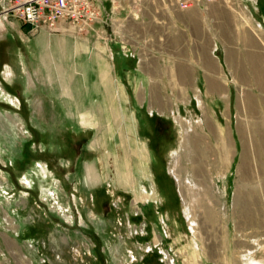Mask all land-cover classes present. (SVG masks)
I'll list each match as a JSON object with an SVG mask.
<instances>
[{"label": "rangeland", "instance_id": "374dc122", "mask_svg": "<svg viewBox=\"0 0 264 264\" xmlns=\"http://www.w3.org/2000/svg\"><path fill=\"white\" fill-rule=\"evenodd\" d=\"M202 5L223 92L174 91L172 8L100 47L0 12V264H264V0Z\"/></svg>", "mask_w": 264, "mask_h": 264}, {"label": "crops", "instance_id": "0c3cea01", "mask_svg": "<svg viewBox=\"0 0 264 264\" xmlns=\"http://www.w3.org/2000/svg\"><path fill=\"white\" fill-rule=\"evenodd\" d=\"M204 6L202 4H195L186 9L174 7L168 12V19L164 24L167 29L166 42L168 44L167 76L173 78L178 83L177 85H173L174 87H179L174 88V91L217 93L225 90L223 66L219 63L216 52L219 44L218 38L223 36L224 18L221 15L214 16V24H208L209 22L206 20L205 14H208L209 10L205 9ZM142 14H137L128 9L119 11L114 17L120 26L114 27L113 32L106 27V32L110 33L111 31V34H114L113 37L99 38L94 36L92 38L94 44L99 46L102 45L101 43H118L121 45V40H124L126 45L141 43L143 40L138 38L137 33H134L135 35H133V32L130 33L127 26L134 24L137 27L141 24L143 22L141 20ZM160 23L163 22H157V24ZM164 25L158 26L164 28ZM115 34H119L118 36L121 37L118 38ZM161 38L164 39L162 35H159L156 40L159 41ZM154 51L156 50L153 49ZM109 55L111 59L113 57L112 52ZM133 56L132 54L131 57ZM155 56L152 54L151 58ZM134 57L137 60L136 70L141 75L154 77L158 74L156 73V69L160 66V60L152 59L150 65H145V58L142 53L140 55L137 51ZM155 61H158V63H155ZM139 67H141V70ZM107 73L104 75L108 76ZM99 75H101L100 72Z\"/></svg>", "mask_w": 264, "mask_h": 264}, {"label": "built area", "instance_id": "2783aa9c", "mask_svg": "<svg viewBox=\"0 0 264 264\" xmlns=\"http://www.w3.org/2000/svg\"><path fill=\"white\" fill-rule=\"evenodd\" d=\"M218 0H0L4 16H17L33 28L49 31L71 30L82 33L93 30L99 38L113 37L114 27H119L115 15L128 9L137 14L146 10L159 16L169 8L186 9L195 4L216 2ZM102 29H94V24ZM106 27L111 31L106 32ZM119 35V34H118ZM115 34L116 37L120 38ZM121 40V44H125ZM125 49V48H124Z\"/></svg>", "mask_w": 264, "mask_h": 264}, {"label": "bare ground", "instance_id": "6f19581e", "mask_svg": "<svg viewBox=\"0 0 264 264\" xmlns=\"http://www.w3.org/2000/svg\"><path fill=\"white\" fill-rule=\"evenodd\" d=\"M221 83V82H220ZM248 99H249V97H248ZM186 138L184 137L183 138V142H182V144H183V146H185L186 145ZM185 148V147H184ZM184 155H186V153L184 152ZM185 158V157H184ZM186 159V158H185ZM177 163H178V161H176ZM108 163V162H107ZM180 169V168H179ZM172 174L175 176V178L178 180V182H179V186H180V188H181V190L184 192L185 191V193L187 194V196L189 197V196H191L193 193H194V191H192V189H193V187L190 185V184H188L187 182H182L181 181V179H180V175H179V171H178V169L177 168H173V170H172ZM188 181V180H187ZM182 184V185H181ZM198 188L200 187V186H197ZM206 186L204 185V187H203V189H202V191H200V193H198V191H196V193H197V195H198V197H199V199H198V203H200L201 204V206H202V208H203V210H204V213H206V214H208V215H210L211 213H213L212 212V210H211V204H210V202H209V200H208V195H209V193H208V190L205 188ZM204 190V191H203ZM195 196V195H194ZM195 197H197V196H195ZM204 198V199H202V198ZM193 198V197H192ZM190 202H191V200H190ZM210 217V216H209Z\"/></svg>", "mask_w": 264, "mask_h": 264}, {"label": "trees", "instance_id": "16d2710c", "mask_svg": "<svg viewBox=\"0 0 264 264\" xmlns=\"http://www.w3.org/2000/svg\"><path fill=\"white\" fill-rule=\"evenodd\" d=\"M154 118H155L156 120L161 119V117H160L159 115L154 116ZM159 127H160V123L156 121V123L153 125V130H154V133H156V136L158 135V131H159V129H160ZM157 137H160V134H159ZM158 139H159V138H157V140H158Z\"/></svg>", "mask_w": 264, "mask_h": 264}]
</instances>
